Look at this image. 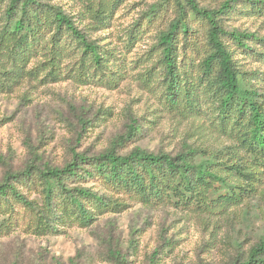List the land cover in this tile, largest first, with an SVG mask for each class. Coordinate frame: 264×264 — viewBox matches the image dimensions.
<instances>
[{
	"label": "rangeland",
	"instance_id": "1",
	"mask_svg": "<svg viewBox=\"0 0 264 264\" xmlns=\"http://www.w3.org/2000/svg\"><path fill=\"white\" fill-rule=\"evenodd\" d=\"M113 1L106 21H96L93 9ZM195 1L200 8L215 10L226 0ZM43 2L73 17L103 60L90 66L77 49L67 47L65 38L61 45L66 48L54 56L49 32L20 61L0 50V181L30 164L62 169L74 155L92 158L110 149L119 155L139 148L152 154L194 152L200 158L218 153L224 160H251L234 141L213 131L202 115L174 111L155 92L153 49L159 33L176 17L175 0ZM245 5L238 3L218 16V22L227 32L264 39V14L244 12ZM0 7L1 16L4 0ZM202 26H193L200 27L198 40L204 37ZM245 43L253 52L234 51L233 59L244 81L263 99L264 43ZM16 186L34 207L14 202L11 211L2 210L0 264H237L264 236V172L241 202L200 211L179 207L175 199L147 203L108 189L96 177L82 178L70 188L97 194L107 207L92 209L87 225L55 221L54 229L44 226L38 212L41 185ZM224 194L213 190L208 197Z\"/></svg>",
	"mask_w": 264,
	"mask_h": 264
},
{
	"label": "trees",
	"instance_id": "2",
	"mask_svg": "<svg viewBox=\"0 0 264 264\" xmlns=\"http://www.w3.org/2000/svg\"><path fill=\"white\" fill-rule=\"evenodd\" d=\"M175 1L176 17L159 33L153 49L157 59L150 73L155 92L174 111L202 115L213 131L234 141L251 160H224L218 153L200 158L194 152L171 156L134 148L125 155L112 149L92 158L74 155L62 169L30 164L22 172L5 174L0 181V215L2 210L11 211L14 202L33 209L34 204L16 185L38 184L43 195L38 212L47 229H54L55 221L87 225L93 220L92 209L107 205L97 194L69 185L94 177L108 189L147 203H173L175 199L177 206L198 211L226 208L248 197L246 193L253 190L264 172V98L259 99L261 96L244 81L233 53L253 52L245 41L264 43V39L227 32L217 18L236 9L238 3L246 4L244 12L264 14V1L226 0L215 10L200 8L195 0H183L184 5ZM100 3L96 9L89 8L94 19L102 23L110 16L114 1L102 2L101 8ZM0 20V50L14 62L26 58L48 32L54 56H61L66 48L61 45L65 38L67 47L77 49L90 66H98L103 60L99 48L87 41L74 18L43 0H4ZM195 23L204 25L202 40L197 37L200 27L193 28ZM130 130L133 133L136 127ZM213 190H225L226 194L212 200L208 195ZM237 264H264V236L250 248L246 260Z\"/></svg>",
	"mask_w": 264,
	"mask_h": 264
}]
</instances>
